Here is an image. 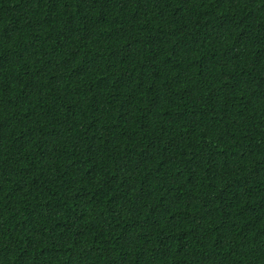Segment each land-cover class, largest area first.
<instances>
[{
    "label": "trees",
    "instance_id": "16d2710c",
    "mask_svg": "<svg viewBox=\"0 0 264 264\" xmlns=\"http://www.w3.org/2000/svg\"><path fill=\"white\" fill-rule=\"evenodd\" d=\"M0 264H264V0H0Z\"/></svg>",
    "mask_w": 264,
    "mask_h": 264
}]
</instances>
